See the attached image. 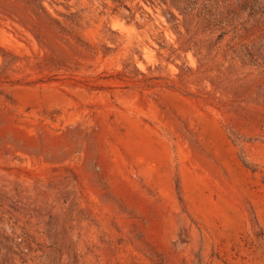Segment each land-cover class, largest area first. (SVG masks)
Wrapping results in <instances>:
<instances>
[{"label": "rangeland", "instance_id": "1", "mask_svg": "<svg viewBox=\"0 0 264 264\" xmlns=\"http://www.w3.org/2000/svg\"><path fill=\"white\" fill-rule=\"evenodd\" d=\"M0 264H264V0H0Z\"/></svg>", "mask_w": 264, "mask_h": 264}]
</instances>
